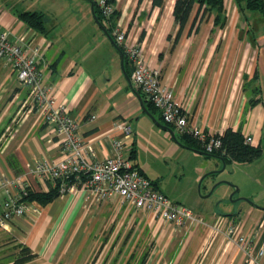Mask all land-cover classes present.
Here are the masks:
<instances>
[{
    "label": "crops",
    "instance_id": "crops-1",
    "mask_svg": "<svg viewBox=\"0 0 264 264\" xmlns=\"http://www.w3.org/2000/svg\"><path fill=\"white\" fill-rule=\"evenodd\" d=\"M157 1L112 0L115 10L105 27L111 36V26L124 28L128 39L141 42L145 58L161 68V83L172 88L174 98L186 107L191 124L216 132L240 130L243 136H252V145H260L263 153L261 14L245 9V3L236 0H221L222 10L192 0L180 24L173 14L176 0ZM20 11L32 10L7 11L0 7V28L11 29L20 39L42 46L43 83L51 88L56 102L64 103L66 111L77 120L80 136L94 146L96 157L121 152L165 195L185 202L186 195L174 194L165 181L152 177L153 165L198 155L207 157L211 169L214 160L180 144H184L181 134L165 124L159 111L135 89L124 62L122 67L119 50L95 22L92 12L95 28L91 26L79 35L67 34V26L60 30L63 26L56 22L47 26V15L33 10L44 16L45 32H38L18 19ZM136 91L155 120L142 109ZM30 105L27 88L7 64L0 62V180L23 174L40 157H60L51 125ZM120 121L131 125L128 137L117 128ZM155 121L170 127L175 138ZM116 140L121 142L119 150ZM253 160L226 162L250 167ZM192 171L197 178L203 172L196 168ZM250 180L238 185L245 197L264 207V180ZM25 181L34 191H47L51 186L49 180L32 176ZM4 195L0 190L1 199ZM37 204L38 212L15 216L0 228V264H72L75 259L69 252L77 235L84 226H103L104 215L109 217L108 226L118 227L108 247L112 252L106 259H111H104L102 264H116V257L123 253L126 257L117 264H244V253L226 234L230 224L236 232L250 236L255 248H264V209L248 202L240 209L243 213L218 211L217 207L203 211L198 202L197 211L190 209L205 223L181 227L119 203L116 194L98 202L88 191L79 189ZM137 235L141 240L139 253L133 247ZM22 247H27L32 257L14 263ZM81 254L76 264L84 263L86 252Z\"/></svg>",
    "mask_w": 264,
    "mask_h": 264
},
{
    "label": "built area",
    "instance_id": "built-area-1",
    "mask_svg": "<svg viewBox=\"0 0 264 264\" xmlns=\"http://www.w3.org/2000/svg\"><path fill=\"white\" fill-rule=\"evenodd\" d=\"M95 3L102 15V23L107 25L115 10L114 4L109 0H95ZM112 36L132 67L131 83L159 111L162 121L178 133L190 136L205 153H224L223 131H209L191 124L186 107L174 98L172 88L161 83V68L145 58L141 42L128 39L125 29L119 26L112 27ZM42 55L40 44L24 41L13 30L0 28V62L7 64L20 84L27 88L31 108L51 125L60 152L58 158H38L19 176L1 178L0 190L5 195L0 198V228L15 216L39 211L36 201L21 200L27 193L25 178L28 176L49 180L51 187H58L60 194L84 189L98 202L116 194L119 203L149 212L179 227L204 224L202 217L165 195L121 152L96 157L94 146L80 136L77 120L66 111L64 103L56 102L51 88L43 83L45 63ZM116 126L125 137L131 135L129 123L120 121ZM244 141L254 143L250 135H245ZM115 145L119 150L121 142L116 140ZM226 234L244 253V264H264V248H255L250 236L236 232L232 224Z\"/></svg>",
    "mask_w": 264,
    "mask_h": 264
},
{
    "label": "rangeland",
    "instance_id": "rangeland-1",
    "mask_svg": "<svg viewBox=\"0 0 264 264\" xmlns=\"http://www.w3.org/2000/svg\"><path fill=\"white\" fill-rule=\"evenodd\" d=\"M0 7L7 11L12 8L43 11L48 18L47 26L51 22H56L57 26H63L60 30L67 26V34H83L88 32L91 26L95 28L86 0H0ZM64 16H67V18L64 19ZM199 158H202V160L199 161ZM206 158L191 155L180 157L179 160L174 161H157L158 163H155L152 168V177L165 181L167 187L173 190L174 194L186 195L187 200L179 203L195 211H197V203L201 202L203 211H209V208L217 207L218 211L229 210V212L243 213L244 211L240 209H244L247 202L243 198L251 199L244 196V190L240 188L238 183L249 182L251 181L250 177L255 178L256 182L264 180V150L262 155L255 158V161L253 160L254 162L250 167H240L231 162H226L223 165L220 159L209 155V158L214 160L215 163L213 168L209 169V161H206ZM195 168L203 171L198 178L192 171ZM209 183L211 185L207 189ZM170 198L176 201L175 198ZM103 219H105L104 222ZM101 221L104 223L103 226H84L83 230L77 235L69 252L72 256L70 258L75 259L72 264H76L82 252H86L83 264H102V261L107 258L108 252L111 254L112 250L109 251L108 247L116 233H113V231L118 226H108L107 224L110 221L107 215H104ZM140 243L141 240L137 235L133 239L134 251H137V253L140 250ZM125 257L126 254L123 253L116 257V260L121 262ZM109 259H111V256L108 257Z\"/></svg>",
    "mask_w": 264,
    "mask_h": 264
},
{
    "label": "trees",
    "instance_id": "trees-1",
    "mask_svg": "<svg viewBox=\"0 0 264 264\" xmlns=\"http://www.w3.org/2000/svg\"><path fill=\"white\" fill-rule=\"evenodd\" d=\"M112 2V0H109ZM156 1V0H154ZM160 1V0H158ZM157 1V2H158ZM237 2H244L245 9L257 11L261 14L264 19V0H236ZM202 3H205L210 8H216L218 10H222V2L221 0H201ZM192 0H176L173 14L175 19L182 24L186 19ZM94 12L98 19L102 21V15L99 12V9H94ZM17 17L19 20L23 21L27 26L37 30L38 32H45L44 26V16L42 12L39 11H20L17 13ZM113 25V22H112ZM112 26L110 28V31ZM128 60L124 56V65L126 72H131V65H128ZM130 64V63H129ZM148 101V100H147ZM251 103L255 101L253 99L250 100ZM149 102V101H148ZM149 105H152L149 102ZM153 106V105H152ZM180 140L187 146L195 147L199 149L198 144L193 140L190 136L186 134L180 135ZM222 140V148L224 153H206L208 155L220 156L225 162L226 161H250L257 157H259L262 153V148L260 145L253 146L244 141V136L240 132V130H233L231 128H227L223 131L221 136ZM153 181V180H152ZM154 182V181H153ZM155 183V182H154ZM156 184V183H155ZM58 187H51L47 191H34L27 188V193L22 196L21 200L26 201H37L40 204H45L55 197L59 196ZM32 257V254L29 252L27 247L21 248V254L18 258L14 260V263H20L24 260Z\"/></svg>",
    "mask_w": 264,
    "mask_h": 264
},
{
    "label": "water",
    "instance_id": "water-1",
    "mask_svg": "<svg viewBox=\"0 0 264 264\" xmlns=\"http://www.w3.org/2000/svg\"><path fill=\"white\" fill-rule=\"evenodd\" d=\"M90 5H91V12H92V14H93V18H94L95 22H96V23L98 24V26L103 30V32L106 34V36L109 38V40H110V41L116 46V48L119 50L120 59H121L120 61H121L122 67H123L124 53H123L122 50L116 45V43L114 42L112 36L110 35L109 31L107 30V28L105 27V25L102 23V21H101L100 19H98V17L96 16V14H95V12H94V4H93V0L90 1ZM126 79L129 81V77H128L127 75H126ZM129 82H130V81H129ZM136 93H137V95H138V97H139V99H140L142 109H143V110H144L149 116H151L152 119H154V118L152 117L151 113H150V112L146 109V107L143 105L142 97H141L140 93L137 92V91H136ZM154 120H155V119H154ZM155 122H156V124H158V125H160V126L166 128V129L171 133V135L173 136V138H175L174 132H173V130H172L170 127H168L167 125H163V124H161V123L158 122V121H155ZM180 144L183 145V146H185V147H188L189 149H191V150H193V151H196V152H199V153L206 154L204 151H202V150H200V149H198V148H194V147H191V146H187V145L182 144V143H180ZM218 157H219L220 160L223 162V165H225V163H226L225 160H224L222 157H220V156H218ZM236 190H237V188H236ZM231 196H232V194L230 195V197H231ZM243 199H244L245 201H247L248 203L254 205L255 207H258V208L264 209V207L256 205L255 203H253L251 200H249V199H247V198H243Z\"/></svg>",
    "mask_w": 264,
    "mask_h": 264
},
{
    "label": "flooded vegetation",
    "instance_id": "flooded-vegetation-1",
    "mask_svg": "<svg viewBox=\"0 0 264 264\" xmlns=\"http://www.w3.org/2000/svg\"><path fill=\"white\" fill-rule=\"evenodd\" d=\"M89 4H90V1L91 0H86ZM93 4H94V9H97V7H96V3H95V1L93 0ZM91 6V5H90ZM108 30V29H107Z\"/></svg>",
    "mask_w": 264,
    "mask_h": 264
}]
</instances>
